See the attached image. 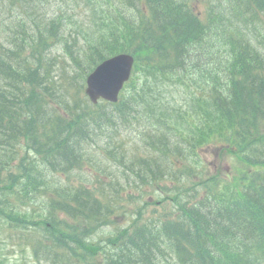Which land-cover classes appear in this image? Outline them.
I'll return each mask as SVG.
<instances>
[{
  "label": "trees",
  "instance_id": "16d2710c",
  "mask_svg": "<svg viewBox=\"0 0 264 264\" xmlns=\"http://www.w3.org/2000/svg\"><path fill=\"white\" fill-rule=\"evenodd\" d=\"M34 1L12 0L13 3L20 2L28 9L27 13L37 8ZM124 1L127 7L137 9L140 15H127L124 18L127 28L125 36L129 42L112 39L117 44L111 46L101 38L92 40V44L101 52V58L127 52L134 55L136 69L143 72L142 80L138 77L140 74L132 77L120 94L117 104L119 114L128 121L133 118L132 114L149 113L156 106L163 87L172 79H177L176 68H192L191 57L198 58L205 73L215 78L213 87L218 96V103L202 113L204 130L198 134L193 145L172 152H160L158 157L147 163L136 165L135 172L131 174L144 185L156 186L168 180L171 175L174 167L171 156L184 159L186 152L187 157L196 158L200 162L201 155L197 150L202 145H224L235 136L242 138V144L251 140L254 144L256 123L264 118V83L258 71L259 57L251 53L249 41L258 27L253 24V11L264 13V0H254V4L244 9L239 19L243 31L233 25V17H225L220 20L228 23L209 35L210 27H215L220 22L209 19V27L201 29L204 25L197 23L176 0ZM143 4L152 13L158 27H153ZM64 14L71 21L82 23L78 18ZM237 18H234V23ZM58 19L53 18V14L49 12L39 19L32 17L24 20V26L27 30L40 34L32 29L37 30L43 25L51 29ZM248 25L253 26L247 30ZM5 51L0 44V52ZM24 52L23 45H19L18 52L11 51L15 57L18 56L16 62H6L0 55V77L8 86L0 89V101H4V106L0 105V146L10 149L17 139H25L37 146L36 150H45L44 153L49 157H52L47 153L50 148L64 156V159L75 155L81 157L84 140L101 129L104 119L108 118L107 114L94 113L87 119L77 116L74 123L68 125L72 133H68L64 124L59 122L38 124L43 97L39 96L35 88L41 64L39 58L23 57ZM183 72L185 73L184 70ZM42 102L44 104L45 99ZM180 119L182 124L176 123L168 128L170 138L184 140L188 136L192 125L184 116ZM80 123L84 124L77 128ZM183 124L187 128H183ZM247 157L250 168L247 173L254 177L245 181L239 179L223 182L229 187L243 184V196L239 199L233 196L228 199L216 198L209 191L211 193L199 201L195 197L186 201L174 199L178 210L175 218L165 217L158 221L139 223L140 227H136L129 236L119 239L121 246L110 255L107 263L166 264L172 257L177 262L185 261L188 264H264V161H256L252 154ZM48 162L58 170L64 169L54 158H49ZM261 166L262 170H257ZM75 167L76 164L71 168ZM123 169L126 170V167ZM23 170L32 183L34 177L31 167L26 164ZM110 197L111 192L103 195L104 210L110 209ZM211 201L213 205L205 207ZM86 202L85 207L78 209L79 213L87 212L91 217L100 212L97 202L94 201L91 205L87 199ZM5 213L10 215V220L14 217L12 211L7 210ZM79 258L84 261L86 255L81 254ZM79 258L67 260L68 262L61 261V258L55 259L57 264H74L79 262Z\"/></svg>",
  "mask_w": 264,
  "mask_h": 264
},
{
  "label": "water",
  "instance_id": "95a60500",
  "mask_svg": "<svg viewBox=\"0 0 264 264\" xmlns=\"http://www.w3.org/2000/svg\"><path fill=\"white\" fill-rule=\"evenodd\" d=\"M130 66L131 58L128 56H118L104 62L89 77L88 92L96 90L97 95L114 100L116 92L120 89L123 81L127 79Z\"/></svg>",
  "mask_w": 264,
  "mask_h": 264
},
{
  "label": "rangeland",
  "instance_id": "374dc122",
  "mask_svg": "<svg viewBox=\"0 0 264 264\" xmlns=\"http://www.w3.org/2000/svg\"><path fill=\"white\" fill-rule=\"evenodd\" d=\"M72 15L74 17L78 18L80 21H82L83 18H84L82 14L79 15L76 12H72ZM32 31H35V32L39 31L40 33H45L47 31V27L45 25H43V26L38 27L37 30L33 28ZM55 50H57V49H55ZM64 60L66 61L67 65H68V68H67L68 75L67 76H63L60 79L64 83V85H63L64 90H68V89H72L73 88V86L71 84L72 81H76L79 84H81V78L78 76L79 69L78 68H74V65L71 62V60L70 59H64ZM69 63H71V64H69ZM167 90L170 91L171 87H168ZM213 164L214 165H218L216 160H213ZM77 179H74V180L77 182ZM158 209L159 208L157 206H155V205H151L149 207L150 212H155Z\"/></svg>",
  "mask_w": 264,
  "mask_h": 264
},
{
  "label": "bare ground",
  "instance_id": "6f19581e",
  "mask_svg": "<svg viewBox=\"0 0 264 264\" xmlns=\"http://www.w3.org/2000/svg\"><path fill=\"white\" fill-rule=\"evenodd\" d=\"M170 24V23H169ZM81 141V140H80ZM93 207V206H92ZM146 237V236H145Z\"/></svg>",
  "mask_w": 264,
  "mask_h": 264
}]
</instances>
